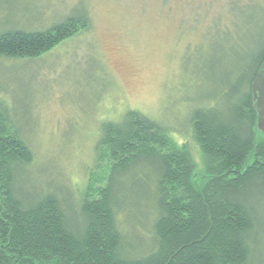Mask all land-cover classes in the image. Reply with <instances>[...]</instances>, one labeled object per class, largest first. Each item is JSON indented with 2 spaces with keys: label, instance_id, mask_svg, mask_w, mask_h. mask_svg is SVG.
<instances>
[{
  "label": "rangeland",
  "instance_id": "1",
  "mask_svg": "<svg viewBox=\"0 0 264 264\" xmlns=\"http://www.w3.org/2000/svg\"><path fill=\"white\" fill-rule=\"evenodd\" d=\"M230 1L0 0V34L45 31L76 8L91 19L90 30L37 60L0 59V103L34 155L18 176V193H54L80 221L92 174L106 175L96 148L101 128L121 123L129 111L187 143L199 163L191 114L216 104L223 71L248 54L251 28L241 22L245 30L234 33L229 15L239 14L233 8L264 15V0ZM138 167L118 180L116 204L123 254L137 259L153 251L156 180L152 169ZM253 203L260 228L250 264H264V194Z\"/></svg>",
  "mask_w": 264,
  "mask_h": 264
},
{
  "label": "trees",
  "instance_id": "2",
  "mask_svg": "<svg viewBox=\"0 0 264 264\" xmlns=\"http://www.w3.org/2000/svg\"><path fill=\"white\" fill-rule=\"evenodd\" d=\"M81 9L45 31L1 33L0 59L37 60L84 34L91 19ZM233 9L239 13L229 15L234 33L245 30L241 22L251 28L248 54L223 71L219 103L191 114L200 162L158 122L129 111L121 123L101 128L96 148L106 175L92 174L80 221L70 218L54 193L34 198L18 193V176L34 155L0 103V264H250L260 228L253 202L264 194V133L257 127L252 91L264 63V15ZM138 166L156 174L154 246L139 259L123 254L116 205L118 180Z\"/></svg>",
  "mask_w": 264,
  "mask_h": 264
},
{
  "label": "water",
  "instance_id": "3",
  "mask_svg": "<svg viewBox=\"0 0 264 264\" xmlns=\"http://www.w3.org/2000/svg\"><path fill=\"white\" fill-rule=\"evenodd\" d=\"M254 106L258 114V129L264 133V63L252 85Z\"/></svg>",
  "mask_w": 264,
  "mask_h": 264
}]
</instances>
